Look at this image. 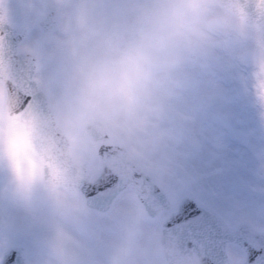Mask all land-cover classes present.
Instances as JSON below:
<instances>
[{
  "label": "clouds",
  "instance_id": "obj_1",
  "mask_svg": "<svg viewBox=\"0 0 264 264\" xmlns=\"http://www.w3.org/2000/svg\"><path fill=\"white\" fill-rule=\"evenodd\" d=\"M36 18L53 14L47 51L25 42L17 49L33 69L55 61L48 73L34 71L44 97L21 109L11 84L15 73L3 39L7 14L0 7V160L11 170L4 195L39 229L49 264H141L122 235L106 239L88 224L89 212L71 188V163L94 143L119 144L122 161L160 182L171 174L177 146L199 147V127L182 106V95L208 73L194 94V110L219 98L214 73L220 51L233 39L251 45L256 90L264 104V0H27ZM247 54V51H246ZM44 190L43 198L36 192ZM75 227H69V225ZM155 250L169 264L175 241Z\"/></svg>",
  "mask_w": 264,
  "mask_h": 264
},
{
  "label": "rangeland",
  "instance_id": "obj_2",
  "mask_svg": "<svg viewBox=\"0 0 264 264\" xmlns=\"http://www.w3.org/2000/svg\"><path fill=\"white\" fill-rule=\"evenodd\" d=\"M31 22L23 43L35 42L47 51L50 47L47 36L53 30L38 29L32 15ZM250 52V44L233 39L218 53L209 72L214 73L220 95L202 110H194V94L208 73L195 74L196 83L183 93L182 106L194 116L200 142L198 148L187 141L179 144L169 178L164 182L157 180L171 196L167 209L157 216H148L130 189L121 191L108 211L87 207V223L98 227L106 239L124 235L141 264H167L154 245L159 243L163 218L183 192L193 194L230 224L245 219L264 229V104L258 99L256 69ZM54 64L53 59H46L41 72H50ZM3 102L0 99V104ZM98 144L80 150L81 158L84 151L92 152V175L100 166L96 155ZM10 177L8 162L0 160V252L8 243L19 242L25 247L27 264H49L48 253L38 242L39 229L2 192ZM43 194L42 188L37 190V199H42ZM74 194L84 203L81 193ZM227 252L232 264L242 262L243 252L237 245L228 244ZM97 256L106 264L105 250H100Z\"/></svg>",
  "mask_w": 264,
  "mask_h": 264
},
{
  "label": "water",
  "instance_id": "obj_3",
  "mask_svg": "<svg viewBox=\"0 0 264 264\" xmlns=\"http://www.w3.org/2000/svg\"><path fill=\"white\" fill-rule=\"evenodd\" d=\"M39 24L45 31H50L55 25L54 15L40 18ZM26 32L25 25L11 21L4 29L3 39L15 73L11 88L18 93L21 109L33 104L44 108L45 100L37 88L38 82L32 79L36 69L17 51ZM96 155L100 166L93 175L90 172L91 151H84L82 158L69 166L72 191L82 194L87 207L105 212L124 189L133 191L150 217L159 215L170 205L169 193L153 174L134 163L125 167L118 143L102 141L96 148ZM173 240L176 250L172 259L178 262L188 256L198 259L199 264H232L227 246L235 243L245 252L240 264H264V229L245 219L230 224L190 192L178 197L174 208L161 222L159 244ZM163 257L169 264V258ZM0 264H27L24 245L8 243L1 251Z\"/></svg>",
  "mask_w": 264,
  "mask_h": 264
},
{
  "label": "flooded vegetation",
  "instance_id": "obj_4",
  "mask_svg": "<svg viewBox=\"0 0 264 264\" xmlns=\"http://www.w3.org/2000/svg\"><path fill=\"white\" fill-rule=\"evenodd\" d=\"M0 4L3 5L4 11L7 14L9 21L13 22L14 24L25 25L27 27L26 35L19 43V47H20V45L23 44V42L25 41L29 32V28L31 27L30 24L32 23L31 15L33 16V14L29 11L27 0H0ZM39 19L40 18H36L35 16H33V21L38 27V29L45 31L40 26ZM54 22H55V18H54ZM51 30H54V27ZM36 70L41 72L43 70V65H40ZM241 250L243 252V259H244L245 252L243 249Z\"/></svg>",
  "mask_w": 264,
  "mask_h": 264
}]
</instances>
